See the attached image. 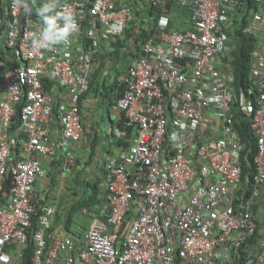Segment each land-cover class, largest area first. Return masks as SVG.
I'll return each instance as SVG.
<instances>
[{
	"label": "built area",
	"instance_id": "2783aa9c",
	"mask_svg": "<svg viewBox=\"0 0 264 264\" xmlns=\"http://www.w3.org/2000/svg\"><path fill=\"white\" fill-rule=\"evenodd\" d=\"M44 2L0 0V264L24 256L36 215L32 264H264V0H57L78 30L67 45L33 48ZM174 7L189 11L188 28L170 29ZM147 9L152 23L143 16L135 37L143 24L150 32L114 105L134 143L105 166L98 220L83 236L58 235L56 208L35 189L46 174L40 157L74 161L101 44L123 38ZM242 17L256 48L252 85L237 90L221 63ZM234 109L256 140L252 180L243 175Z\"/></svg>",
	"mask_w": 264,
	"mask_h": 264
},
{
	"label": "crops",
	"instance_id": "0c3cea01",
	"mask_svg": "<svg viewBox=\"0 0 264 264\" xmlns=\"http://www.w3.org/2000/svg\"><path fill=\"white\" fill-rule=\"evenodd\" d=\"M181 19L186 21V28H188L189 17L186 18L183 16ZM127 35L125 36V40L128 38ZM117 41L109 43L103 42L95 57L94 71L90 78V90L84 96L85 101L82 106V120L85 133L82 140L74 144L76 158L67 165V168V166H65V160L63 159L51 163L46 158L40 157L46 174L37 180L35 189L42 205L55 206L56 213L52 218V230L58 235L71 233L73 235L83 236L86 232L81 233V227H79L77 231L72 229L73 219L71 216L74 207H78L79 203L86 197L95 198L91 205L92 208L88 209L89 213H87L92 218L90 227L95 223L96 219L98 220L95 213L96 207L103 200L107 191L105 184V166L109 161L118 158L121 150L133 144L136 137V132L134 130H131L130 134H126L119 129V122L123 118V115L114 110L116 99L122 95L123 91L122 85H120L122 73L121 75L115 73L109 66L110 59H112L111 57L113 56V47ZM126 48L130 56L126 59V63H124L125 68L123 73L126 71L128 64L141 54H135L132 47L127 46ZM115 62L117 64L116 60ZM221 65L225 72L232 75L226 60L223 61ZM111 71L112 75H110ZM108 74L112 77L114 86L111 87L110 93L104 96L101 89L105 87ZM112 95L115 101L112 100ZM97 97H100V99L98 100ZM104 102L110 103L113 108V113H108V122H106V119L102 116L103 111H99L96 107L98 104L103 105ZM114 130H116V138L114 135L112 137L108 135L110 131L114 132ZM51 132L54 138L60 137V122L53 123ZM210 135L213 137L217 136L216 134L213 135V129L210 131ZM113 141L115 142L114 148L111 147V142ZM95 186H97L98 192L94 196L93 192ZM6 199V195H0V206ZM84 208L85 207H82L81 210ZM25 263L26 259L24 257L14 255L11 264Z\"/></svg>",
	"mask_w": 264,
	"mask_h": 264
},
{
	"label": "trees",
	"instance_id": "16d2710c",
	"mask_svg": "<svg viewBox=\"0 0 264 264\" xmlns=\"http://www.w3.org/2000/svg\"><path fill=\"white\" fill-rule=\"evenodd\" d=\"M250 3L252 0H246ZM146 13L148 15H154V11L151 9H147ZM190 13L180 7H174L172 20L170 24V29H178L183 30L186 28V21L182 20L181 17L185 16L188 18ZM246 19L242 17L241 19L235 20L232 28L228 31L229 35L233 38L235 42V48L230 53V55L226 58V62L231 69V73L233 75V85L238 90L239 88L249 87L252 85V78L250 74L251 64H252V54L256 48V38L246 35L243 32L244 22ZM154 31V30H152ZM146 28L142 27L141 33L135 37L136 41H143L149 34ZM119 45H122L119 42ZM1 66H0V86H1ZM122 90L124 91V86H122ZM122 91V93H123ZM233 123L238 130L241 141L244 143V153L242 155V169L244 177L252 180L254 175V158L257 153L256 140L253 136L252 131L249 128V120L248 118L237 109L233 110ZM126 118H123L119 122V129L126 133L130 134L131 130H134L131 126H128L126 123ZM8 190V187L6 188ZM98 192L97 186L94 187L93 195ZM2 196V195H1ZM38 227V216L36 215L33 220V226L30 230V246L26 250L24 254V258L26 259L25 264H32V257L34 251V243H33V233Z\"/></svg>",
	"mask_w": 264,
	"mask_h": 264
},
{
	"label": "rangeland",
	"instance_id": "374dc122",
	"mask_svg": "<svg viewBox=\"0 0 264 264\" xmlns=\"http://www.w3.org/2000/svg\"><path fill=\"white\" fill-rule=\"evenodd\" d=\"M143 3V1H141ZM141 11V10H140ZM140 11L137 12V16L135 19V23L133 26H131V28L128 29L127 31V36L128 38L125 40V36L121 39H119L117 41V43L114 44V50L112 53V59H110L109 62V66L111 67L112 71H115V73L120 74L123 73L124 70V63H126V59L129 58V52L128 50H126L127 46L132 47L133 52L136 53H141V45L139 44L136 48L135 46L137 45L136 39H135V30L138 28V25L140 23V21L142 20L143 16H146V22H150V17L148 16L147 13L143 12L141 13ZM140 12V13H139ZM152 23V21H151ZM143 28H145V24H143ZM119 42L122 43V45H119ZM129 49V48H128ZM4 54H5V59L7 60L9 58V56H12V52L10 50H8L7 48H4L3 50ZM118 58V59H117ZM115 60L117 61V64L115 62ZM112 71L110 72V75H112ZM109 74L106 77V83H105V87L104 89H101V92H103L104 96H106L107 93H110V89L111 87L114 86V82L112 80V77ZM95 89V88H94ZM112 100L115 101L114 96H111ZM97 99L99 100L100 97H97ZM98 108L99 111H103L102 116L104 119H106V122H108L109 116L108 113L111 112L113 113V108L111 107L110 103H106L104 102L103 105H97L96 106ZM113 133V134H112ZM109 136H113L116 138V130H114V132H109L108 133ZM115 142H111V147L114 148ZM92 199V200H91ZM95 198L94 197H90V198H85L84 200H82L78 207H74V210L71 214L72 219H73V223H72V229L73 230H78L79 227H81V233H84L85 231H87L91 225L92 222V218L86 213H83V211L81 210L82 207H85L87 209L92 208V202Z\"/></svg>",
	"mask_w": 264,
	"mask_h": 264
},
{
	"label": "clouds",
	"instance_id": "9594fccd",
	"mask_svg": "<svg viewBox=\"0 0 264 264\" xmlns=\"http://www.w3.org/2000/svg\"><path fill=\"white\" fill-rule=\"evenodd\" d=\"M36 14L43 27L38 35L31 37L33 48L67 45L72 33L78 30V23L71 12L57 10V0H45L36 8Z\"/></svg>",
	"mask_w": 264,
	"mask_h": 264
}]
</instances>
